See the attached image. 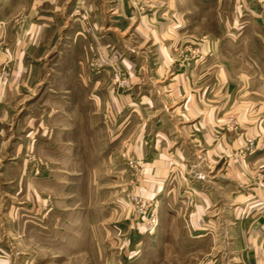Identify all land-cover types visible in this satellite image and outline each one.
<instances>
[{"label": "rangeland", "instance_id": "1", "mask_svg": "<svg viewBox=\"0 0 264 264\" xmlns=\"http://www.w3.org/2000/svg\"><path fill=\"white\" fill-rule=\"evenodd\" d=\"M163 1L128 0V5L131 13L138 16L153 15ZM103 3L107 1L0 0V92L13 94L17 101L11 106V132L16 123L22 125V133L27 124H35V134L31 137L34 145L45 141L50 134L52 140H58L59 131L67 130V140L83 147L82 137L88 134L80 133V125L89 119L85 115L91 104V99L89 102L85 98L96 92L92 86L101 77L97 75L105 71L102 61H112V54L105 56L100 49L91 52L87 48L92 38H82L81 42L73 29L94 28L90 24L89 5L101 9ZM183 3L180 8L185 15L180 19L181 24L178 22V30L187 35L179 42L183 50L179 56L203 66L200 75L209 74L206 85L210 86L212 116L205 123L209 132L206 129L204 146L188 150V157L194 153L196 157H204V161L192 159L185 169L175 170L156 206L157 200L140 194L143 160L130 155L112 166L107 162L109 150L93 157L90 149L83 148L84 163L68 166L85 175L97 176V190L90 191L87 185L72 197L73 202L84 206L82 215L77 217V231L81 232L83 243L64 245L50 235L51 244L18 246L28 257L36 252L37 264H201L208 259L206 254H215L218 245L206 239H194L188 230L186 219L195 204V192L202 189L210 192L213 210L207 220L215 212L218 214L219 205L225 207L220 216H225L226 223L221 230L207 227L202 235L231 237V211L242 199L238 189L256 187V182L264 180V115L251 117L250 107L238 102V93L240 97L247 91L255 92L261 99L258 100L264 101V18L252 21L245 12L241 17L238 0H184ZM30 11L31 14L34 11L33 17H29ZM45 21L50 22L49 32L43 36L46 47L40 46L31 56L24 53L21 67L16 68L11 63L16 47L26 43L32 24L38 28ZM50 43L52 46L48 47ZM122 59L123 55L109 63L107 70L111 73L110 90L114 92L131 86L129 74L117 66ZM81 61L86 62L84 70L76 67ZM115 69L126 75L127 85L122 87L115 81ZM83 71L85 74L80 75ZM13 78L20 82L12 84ZM106 122H110L109 117ZM75 126L80 132L75 131ZM189 135L186 139L190 142ZM66 151L68 157L74 156L72 150ZM26 159L33 170L41 168L44 162L32 147L26 151ZM137 198L146 201V217L139 208L141 205L135 202ZM152 213L156 220L154 230L149 228ZM22 217L19 223L8 224L6 236L49 237L46 220L40 214L25 211ZM68 221L75 226L73 218ZM124 238L130 243H124Z\"/></svg>", "mask_w": 264, "mask_h": 264}, {"label": "crops", "instance_id": "2", "mask_svg": "<svg viewBox=\"0 0 264 264\" xmlns=\"http://www.w3.org/2000/svg\"><path fill=\"white\" fill-rule=\"evenodd\" d=\"M106 1L100 5L101 9L89 5L92 10L90 24L94 28L73 29V34L80 37L81 42L82 38H92L90 48H87L91 52L100 49L105 56L112 54V61H102L105 71L97 75L101 76L100 79L95 77L97 81L92 91L96 92L86 95L85 99L89 102L91 99L85 115L89 119L83 120L81 132L75 126L76 132L88 134L82 137V142L85 141L83 147H77L74 140H67V130L59 131L58 140H52L50 134L45 141L34 145L31 137L35 134V124H27L22 133V125L16 123L11 132V106L17 101L13 94L0 92V264H37L36 252L28 257L18 246L24 243L51 244L50 235L64 245L83 243L81 232L77 231V217L82 215L84 206L81 202H73L72 197L87 185L90 191L98 188L95 174L85 175L75 167H68L84 163L83 148L90 149L93 157L100 151L109 150L107 162L112 166L119 165L130 155L143 160L145 168L140 194L157 200L156 206L174 171L185 169L192 159L201 158L194 153L193 157H188V150L202 147L206 141L205 123L210 122L212 116L210 86L206 85L209 74L200 75L203 66L179 56L183 51L179 42L183 35H187L178 30V22L185 15L180 8L184 0H164L155 14L144 16L131 13L128 0ZM243 12L252 21L261 20L264 18V0H238L240 16ZM33 15L34 11L32 14L30 11L29 17ZM183 25L186 27L185 22ZM47 26L50 27L48 21L38 28L35 24L30 26L28 40L14 51L11 63L16 68L21 67L24 53L31 56L40 46L46 47L43 36L49 32ZM122 55L117 66L129 74L131 86L114 92L110 90L111 73L107 70L109 63ZM85 61L78 62L76 67L84 70ZM83 74L84 71L80 73ZM19 82L18 78L12 79V84ZM244 93L240 97L238 93V102L250 107L248 115H264V101H260L253 91ZM240 111L243 112L241 108ZM74 114L77 116L78 113ZM108 117L109 123L106 122ZM188 134L192 136V144L186 139ZM30 147L43 159L41 168L38 166L33 170L26 159ZM53 148L58 152H53ZM67 149L72 150L70 153L74 156L68 157ZM260 181L255 183L256 187L238 189V196L242 199L231 211V237L206 238L207 234L202 235L207 227L221 230L226 223L225 216H220L225 207L219 205L218 214L215 212L213 218L207 220L213 210L210 192L203 189L195 192V204L186 219L188 230L194 234V239H206L218 245L215 254H206L208 259L201 264H264V180ZM25 211L40 214L46 220L48 238L6 236L8 224L19 223ZM68 218L75 220V226L70 225ZM126 242L130 243L124 238Z\"/></svg>", "mask_w": 264, "mask_h": 264}, {"label": "built area", "instance_id": "3", "mask_svg": "<svg viewBox=\"0 0 264 264\" xmlns=\"http://www.w3.org/2000/svg\"><path fill=\"white\" fill-rule=\"evenodd\" d=\"M114 71H115V81L122 87L127 85L128 84V78L126 77V75L123 74L122 71H120L118 69H115ZM130 164H133V163L131 162ZM140 165H141V162H140ZM135 202H136V204L141 205V207H139V208L144 215L143 217H146L147 210H148V206H146V201L137 198V199H135ZM153 216H154V214L152 213L151 214L152 221L150 222V226H149L150 230H154L155 226H156V220Z\"/></svg>", "mask_w": 264, "mask_h": 264}]
</instances>
